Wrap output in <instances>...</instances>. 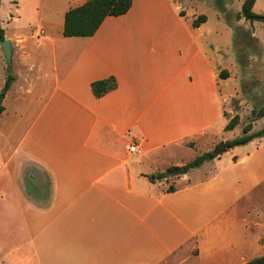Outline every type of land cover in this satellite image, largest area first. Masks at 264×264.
<instances>
[{
    "label": "crops",
    "instance_id": "obj_1",
    "mask_svg": "<svg viewBox=\"0 0 264 264\" xmlns=\"http://www.w3.org/2000/svg\"><path fill=\"white\" fill-rule=\"evenodd\" d=\"M86 1L46 0L47 11L60 12L41 18L54 32L32 31L37 59H13L26 42L6 33L23 72L4 99L14 102L11 113L3 102L0 115L8 126L0 134V264L250 261L238 208L264 188V137L149 179L185 167L200 146L207 153L237 138L240 123L225 130L237 60L208 56L191 29L203 32L208 17L199 28L195 17L185 24L180 0H134L94 36L64 37L67 11ZM35 8L41 15L43 0ZM109 77L118 87L94 96L92 83Z\"/></svg>",
    "mask_w": 264,
    "mask_h": 264
},
{
    "label": "rangeland",
    "instance_id": "obj_2",
    "mask_svg": "<svg viewBox=\"0 0 264 264\" xmlns=\"http://www.w3.org/2000/svg\"><path fill=\"white\" fill-rule=\"evenodd\" d=\"M16 1L17 5L13 4L14 0H5L0 11L2 27L12 38V41L17 43L18 39L23 38L26 42V44L24 43L25 53L23 50L15 51L13 59H37L39 51L35 44L36 36H32V31L37 29L40 33V27H43L46 32H54V25L50 24L48 18H45L46 20L43 22L41 18L47 14L56 20L60 11L50 13L47 11L48 9L46 10V7L49 8L46 0H43L45 10L43 9L39 15L35 8V3L38 0ZM180 1L184 7L181 11H184L188 16L186 17L188 19H185V24L193 17L196 19L202 14L208 17V23L203 32L197 34V31L191 27L192 33L196 36L199 35V42L202 45L205 44L208 56L211 52L210 57H213L215 53V59L237 60V67L232 64V68L236 74L233 87L238 89V96H234L226 105L228 110L234 112L233 116L238 114L240 117L241 130L238 129L235 137L242 136L244 127L248 124H252L250 133L263 128L264 119L257 118L256 113L264 109V23L238 18L246 0H222L221 7L216 4V0ZM253 11L258 15L264 14V0H257ZM22 72L23 69L16 61L8 65L0 46V85L1 83L5 85L8 75L11 74L16 79V75ZM4 106L8 109V113H11L14 106L11 96L4 102ZM7 127V125L0 124V134L8 132ZM226 137L232 139L231 135ZM220 143L219 141L214 142L211 146L212 150L209 152H214ZM205 152V149L200 146L192 152L191 158L195 159ZM35 178L36 174H29L26 179L30 184H33ZM238 212L240 216H242L241 213H246L243 216L246 222V232L254 249L251 260L264 256V188L244 199L240 203Z\"/></svg>",
    "mask_w": 264,
    "mask_h": 264
},
{
    "label": "trees",
    "instance_id": "obj_3",
    "mask_svg": "<svg viewBox=\"0 0 264 264\" xmlns=\"http://www.w3.org/2000/svg\"><path fill=\"white\" fill-rule=\"evenodd\" d=\"M257 0H246L242 7V13L238 16L239 19L244 18L250 22H263L264 23V14L258 15L253 11V8ZM134 0H88L84 4L71 8L67 11L65 15L63 36L70 37H92L94 36L107 17H119L127 14L133 6ZM2 0H0V7ZM216 4L221 7L222 0H216ZM184 16V12L180 13ZM207 16L202 14L198 16L192 23L194 28H199L202 24L206 23ZM6 32L2 27V21L0 16V41L5 39ZM229 73L227 70H224L220 73L221 79H227ZM15 78L10 74L7 77L6 83L0 92V115L4 112L5 108L3 106L4 99L8 91L10 90ZM118 87V83L115 77H109L107 79L99 80L92 83L91 88L94 96L101 98L107 93L115 90ZM255 114V112H254ZM257 118L264 117V109L259 113H256ZM240 123L239 115H235L232 119L229 120L225 130L231 131L238 126ZM252 131V124H248L244 127V134L240 137H237L231 141L226 142L228 150L233 149L238 146H244L256 138L264 137V128L250 133ZM217 155L214 152H207L198 156L195 160L188 163L184 168L185 172L189 171L192 168L200 167L207 161L215 159ZM179 167L172 166L168 168L165 172L159 173L156 175H150L149 179L153 182L157 180H163L170 176L177 175L176 171ZM175 191L174 187H170L168 192ZM245 264H264V256L256 257Z\"/></svg>",
    "mask_w": 264,
    "mask_h": 264
},
{
    "label": "water",
    "instance_id": "obj_4",
    "mask_svg": "<svg viewBox=\"0 0 264 264\" xmlns=\"http://www.w3.org/2000/svg\"><path fill=\"white\" fill-rule=\"evenodd\" d=\"M0 46L2 47V50L4 52L6 61L8 65H11L12 63V45L10 40L8 39L7 36H5V39L3 41H0ZM228 151V148L226 146V143L223 141L221 142L214 153L219 156L222 155L223 153H226ZM177 174L180 173H185V168L184 167H179V169L176 171Z\"/></svg>",
    "mask_w": 264,
    "mask_h": 264
},
{
    "label": "built area",
    "instance_id": "obj_5",
    "mask_svg": "<svg viewBox=\"0 0 264 264\" xmlns=\"http://www.w3.org/2000/svg\"><path fill=\"white\" fill-rule=\"evenodd\" d=\"M128 149L132 152L136 151L137 150V145H131L130 147H128Z\"/></svg>",
    "mask_w": 264,
    "mask_h": 264
}]
</instances>
